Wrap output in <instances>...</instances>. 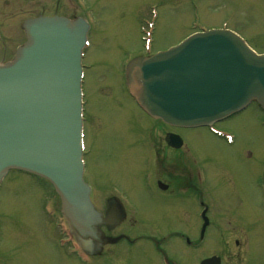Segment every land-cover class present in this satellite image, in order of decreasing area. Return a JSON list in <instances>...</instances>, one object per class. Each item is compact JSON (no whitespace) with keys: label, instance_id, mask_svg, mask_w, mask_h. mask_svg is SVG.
Returning a JSON list of instances; mask_svg holds the SVG:
<instances>
[{"label":"rangeland","instance_id":"374dc122","mask_svg":"<svg viewBox=\"0 0 264 264\" xmlns=\"http://www.w3.org/2000/svg\"><path fill=\"white\" fill-rule=\"evenodd\" d=\"M29 1L4 4L7 13L0 18V31L10 37L13 47L24 41L17 35L20 21L10 20L27 14ZM53 2L54 8L58 2ZM67 6L59 12L73 16L77 11L93 24L84 59L88 99L85 179L95 190L93 200L100 210L113 194L109 187L122 188L137 212L128 211L119 231L132 239L145 237L143 232L148 234L141 243L123 245L116 254L105 248V256L98 258L97 264H159L158 254L144 245L150 248L154 238L164 240L170 229L165 225L183 233L189 228L171 212L166 215L160 211L163 206L145 209L144 201H149L151 193L144 182L163 178V173L173 175L179 166L175 156H189V151L168 149L165 134L173 129L154 127L155 122L128 96L125 61L144 54L147 46L151 51H162L195 31L220 28L238 31L254 49L264 53V0H68ZM151 21L154 30L152 23L147 24ZM142 27L146 31H140ZM13 47L9 45V54ZM263 121V113L252 105L218 125V129L235 135L232 145L205 130L193 131L189 145L204 179L199 186L203 195L196 198L195 211L205 203L211 223L206 243L197 250L184 248L177 238L170 239L171 257L177 264H194V260L198 264L211 253L223 254L225 264H264V204L259 196L264 183ZM193 169L194 165L186 174ZM46 183L23 172H12L4 180L0 189V264H84L72 253L70 242L59 246L67 227L60 214V199ZM194 222V231L190 228L188 232L196 240L197 216Z\"/></svg>","mask_w":264,"mask_h":264},{"label":"water","instance_id":"95a60500","mask_svg":"<svg viewBox=\"0 0 264 264\" xmlns=\"http://www.w3.org/2000/svg\"><path fill=\"white\" fill-rule=\"evenodd\" d=\"M24 28L27 42L13 62L0 65V181L13 167L49 179L86 247L102 239L98 226L106 222L82 178L80 57L88 24L53 17L29 20ZM127 81L144 110L172 126L211 124L254 99L264 109V55L228 30L198 33L135 58Z\"/></svg>","mask_w":264,"mask_h":264},{"label":"flooded vegetation","instance_id":"af4514ba","mask_svg":"<svg viewBox=\"0 0 264 264\" xmlns=\"http://www.w3.org/2000/svg\"><path fill=\"white\" fill-rule=\"evenodd\" d=\"M54 1L53 4H55L56 2H58L56 9L54 10V13H51V9H52V2ZM47 6L50 7H46L45 6V1L44 0H31V7H32V12L34 15L38 16V15H50V14H57V15H62L59 12L60 8H67V2H65V0H47ZM60 6V7H59ZM49 9L50 13L47 12V10ZM0 54L2 56H7L9 54V52L11 51L9 49V45L3 46V44H5V41L2 39V37H0ZM3 49H5V53L3 54L2 51ZM12 49V46H11ZM5 59V58H4ZM170 132V131H168ZM167 132V133H168ZM175 133L180 134L183 139L185 144H188L189 140L193 141V137L189 134L187 136L186 130H178V131H174ZM166 134H165V138H166ZM190 138V139H189ZM166 141V139H165ZM188 141V142H187ZM189 145V144H188ZM187 145V149H189ZM183 148H186V145L183 146ZM189 151V150H188ZM175 152H178V150H175ZM191 152V151H190ZM193 153V152H191ZM176 158H179V155H176ZM175 158V160H177ZM176 164H178V162H176ZM191 166L189 165L187 167V171ZM199 175L197 173V171L195 169L191 170L189 173H187V175H183L180 176L179 174V169H177L175 167L173 175L172 176H167V177H163V178H156L154 183L150 182V183H144V187L146 189H151L152 191L156 190L157 192L155 193L156 198L155 199H148L149 201H144V205H145V209L146 210H153L154 206H156V208L158 209L157 206H163L164 208H162L160 211L165 212L166 215H168L166 212L169 211L171 212V215H174L176 217H178L179 219H182L183 222H185V224H187V227L190 229V231H194L195 228H193V226H195L194 221H190V217L191 215L194 216V211H195V205H196V198L198 197H202L203 192L199 189L200 181H199ZM159 182H162L163 186L160 185ZM149 186V187H147ZM116 189H120L123 192V196L127 197L128 195L126 194V192H124V190L118 186H112L109 187V193L110 190L113 191L112 196H109V201H110V205H109V209H108V215L110 216H114V213L117 212L118 210H120L122 208V206H120V202H117V197L115 194V190ZM209 209V207H208ZM127 210H126V214L123 215L124 220L119 223V224H115L114 225H110L106 230L105 233L111 237L112 241L109 245L107 246H100L98 244L94 245V249L92 251V253L94 255H97L96 257H100V256H105L104 255V250L105 248H108L110 251V254H116L119 252V249L123 246H133L136 245L137 242L141 243L142 241H144L143 239H146L147 237H143V236H139V237H134L135 239L132 240L131 236L127 235L124 232L119 231L120 227L122 225L125 224V222L127 221L128 215H127ZM191 224H193L191 226ZM132 227H134V225H132ZM136 227V226H135ZM164 227V226H163ZM166 230L169 229L168 231L171 232V235L169 237H173V238H177L180 239L181 236L183 237V239L185 238V243L186 244H190V246L194 247V240L191 238L190 234H189V229L187 231V233H181L179 232L174 226L172 227L171 225H165ZM208 230V229H207ZM209 234V231H207L204 235V240L206 239L207 235ZM166 238H164V240L161 241H155L156 244L152 245L149 249L151 251V253H157L159 254L161 257L166 258V264H177L176 261L171 257V251H170V238H168L169 240H165ZM179 242V241H178ZM136 243V244H135ZM147 249V248H146ZM140 250H142L140 248Z\"/></svg>","mask_w":264,"mask_h":264}]
</instances>
